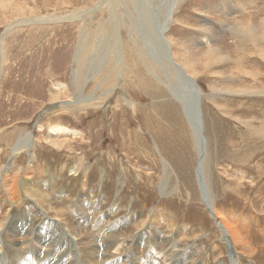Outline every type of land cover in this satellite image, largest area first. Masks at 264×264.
Returning <instances> with one entry per match:
<instances>
[{"label": "rangeland", "instance_id": "1", "mask_svg": "<svg viewBox=\"0 0 264 264\" xmlns=\"http://www.w3.org/2000/svg\"><path fill=\"white\" fill-rule=\"evenodd\" d=\"M237 1L0 0V264H264V0ZM164 25L204 92L206 192L237 250L198 185Z\"/></svg>", "mask_w": 264, "mask_h": 264}, {"label": "bare ground", "instance_id": "2", "mask_svg": "<svg viewBox=\"0 0 264 264\" xmlns=\"http://www.w3.org/2000/svg\"><path fill=\"white\" fill-rule=\"evenodd\" d=\"M235 1H237V0H235ZM251 1H242V0H240V1H237V2H235L234 3V7L231 9V10H237L240 14H245V12L246 11H248V10H250L251 9V7L252 6H247V7H243V5L244 4H246V3H250ZM220 7V6H219ZM223 8V7H222ZM171 13V12H170ZM172 14H174V8H173V10H172V13H171V17H172V19H170L171 21V23H173L174 22V20H175V17H174V15H172ZM75 15V14H74ZM71 17V16H70ZM44 19H48V20H52V21H58V20H61V18L59 17V16H56V15H51V16H48V17H38L37 19H36V21H38V22H40V20H44ZM35 20V19H34ZM23 21H25V20H21V21H19V22H23ZM26 21H28V20H26ZM30 21H32V20H30ZM243 23V22H242ZM20 24V23H19ZM11 27V26H10ZM165 29V25H164V27H162V29ZM161 29V30H162ZM163 29V31L161 32L160 31V37L164 40V50H163V52H165V50H166V52H168L169 53V57L170 58H168V59H165V64H163L164 65V67H166V64H168L170 67H172V69L174 70V72L175 73H177L178 75V78H179V80L182 82V91H180L179 92V95H178V97H176V99H177V101H178V103H179V105L182 107V111H183V113H184V116H185V118L187 119V122L189 123V127H191V131H193V133H194V137H195V139H196V142H197V162H196V177H197V181H198V185L200 186L199 188H200V190L202 191V195H204V197H205V200H206V203H207V209H209V212H210V214H211V216H212V218L214 219V221H216L217 222V225H218V227H219V229H220V232H221V235H222V237H223V241L225 242V244H226V246H227V249L229 248L230 250H235L236 249V241H239L240 242V240H239V236H238V233L240 234V232H238L237 233V229L234 227V226H232L231 225V222L232 221H229L228 220V218H226L227 220H225L223 217H222V215L221 214H219V213H217V211L215 210V208L209 203V201H211V200H209L208 199V196H207V183H206V181H205V177H204V162H205V158H206V149H207V137H206V135H205V125H206V118H205V120H204V112H203V109H202V106H201V104L200 105H198V103H197V105H198V107L199 108H197L196 106H195V102L197 101V102H199L200 100H202L201 98H203V93L204 92H202L201 91V89H200V87L198 88V83H197V81H196V79L194 78V76H191L190 74H188L187 73V71L185 70V68L181 65V64H179L178 62V65L184 70V73H182V69H180L178 66H177V64H176V62H175V60H174V55L172 54L173 53V51H172V49H173V47H172V43H171V41L169 40V38H167L165 35H164V32L166 31V30H164ZM244 30V28L243 29H241L240 30V32L241 31H243ZM6 34V33H5ZM158 34V36L157 37H159V33H157ZM156 34V35H157ZM3 36V35H2ZM252 38H254V35L253 34H251V35H249V39H252ZM246 39V38H245ZM159 40V39H158ZM161 42V40H159V43ZM207 42V41H206ZM161 44V43H160ZM240 45L242 46L243 45V43H240ZM207 48V47H206ZM215 50L214 49H211V50H208V52H206V53H208V54H212L213 52H214ZM168 56V55H167ZM135 60V59H134ZM133 60V61H134ZM167 60V61H166ZM169 61V62H168ZM169 68V67H168ZM167 68V69H168ZM149 70H151V69H149ZM168 71V70H167ZM167 71H166V75H164V77H165V79L166 80H168V78H169V76H168V74H167ZM144 76H145V78L147 77V78H149L146 74H144ZM176 76V75H175ZM155 78H156V80L158 79V80H160V78H159V76L157 75V76H155ZM165 80V81H166ZM164 81V80H163ZM166 84H167V81H166ZM171 89H172V87H171ZM196 89H198V91L200 92L199 94L198 93H196V92H193V91H195ZM168 90L171 92V90L168 88ZM262 90V89H261ZM175 92H176V90H175ZM262 92H264V90H262L260 93H262ZM194 95H196L197 97H196V100L194 99ZM131 102V101H130ZM167 112V111H166ZM165 112V113H166ZM56 113V112H55ZM174 114V113H173ZM162 115H164V114H162ZM166 116H167V113L165 114ZM178 115V114H177ZM175 116V115H174ZM174 116H172V117H174ZM178 116H180V115H178ZM182 116V115H181ZM169 117V116H168ZM177 117V116H176ZM167 118V117H166ZM173 119V118H172ZM181 119H183L182 117H181ZM165 120V119H164ZM169 121H171V119H168ZM185 120V119H184ZM173 121H174V119H173ZM176 121V120H175ZM184 123V122H183ZM212 123V122H211ZM177 124H179V123H177ZM182 125V124H181ZM185 125V124H184ZM207 126V125H206ZM183 127V126H182ZM53 128V130H60V129H62L63 131L65 130V131H69L70 132V129H66V128H64V127H61V126H54V127H52ZM187 127L185 126L184 127V133L186 132V129ZM172 129V128H171ZM179 130V129H178ZM73 132V131H72ZM74 134H75V132H73ZM183 134V133H182ZM185 135V134H184ZM185 137H186V135H185ZM253 137V136H252ZM215 139V138H214ZM213 139V140H214ZM65 141V140H64ZM158 143V142H157ZM195 143V142H194ZM59 145L61 144V143H58ZM8 145H9V143H8ZM195 146H196V144H195ZM196 148V147H195ZM238 151V150H237ZM18 153V152H17ZM194 159V158H193ZM195 160V159H194ZM16 166V165H15ZM88 166V165H87ZM206 166V165H205ZM25 167V166H24ZM91 168V167H90ZM23 169V168H22ZM92 169V168H91ZM25 170V169H24ZM24 170H23V173H24ZM8 171V170H7ZM29 171V170H28ZM77 171V170H76ZM213 171V170H212ZM19 172H20V170H19ZM12 173V172H11ZM26 173H27V171H26ZM5 174V173H4ZM25 174V173H24ZM20 175V174H19ZM16 178V177H15ZM26 178H27V176H26ZM127 178V177H126ZM13 180V179H12ZM85 180V179H84ZM8 181V180H7ZM19 181V180H18ZM17 181V182H18ZM87 181V180H86ZM10 182V181H9ZM14 183V182H13ZM22 183V182H21ZM17 184V183H16ZM15 184V185H16ZM24 184V183H23ZM184 184H188L187 182L186 183H184ZM207 184V185H206ZM21 186V185H20ZM19 186V187H20ZM28 186V185H27ZM62 186V185H61ZM186 186V185H185ZM63 187V186H62ZM86 187V186H85ZM5 188H6V185H5ZM187 188V187H186ZM8 189V188H7ZM14 189V188H13ZM18 189V188H17ZM23 189V188H22ZM20 190V189H19ZM35 190V189H34ZM189 190V189H188ZM7 191V190H6ZM15 191H17L16 189L15 190H12L11 189V192L14 194L15 193ZM23 191V190H22ZM37 192V191H36ZM206 193V195L204 194V193ZM210 192V191H209ZM30 193V192H29ZM42 193V192H41ZM191 193V192H190ZM36 194V193H35ZM209 194V193H208ZM212 194V193H211ZM16 195V194H15ZM30 195V194H29ZM16 196H18V195H16ZM31 196H33V195H31ZM38 196H41V195H38ZM188 196V195H187ZM222 196V195H221ZM34 197H36V196H34ZM49 197V196H48ZM203 197V198H204ZM10 198H12L11 197V195H10ZM14 198V197H13ZM18 198V197H17ZM34 199V198H33ZM37 199V198H36ZM200 199V198H199ZM14 200V199H13ZM40 200V199H39ZM44 200V199H43ZM51 200V199H50ZM49 200V201H50ZM35 201V200H34ZM38 201V200H37ZM41 201V200H40ZM53 201V200H52ZM24 202V201H23ZM42 202V201H41ZM47 202V201H46ZM40 203V202H39ZM43 203V202H42ZM41 203V204H42ZM48 204H50L49 202H47ZM217 210H219V209H217ZM8 211V210H7ZM220 212H221V210H220ZM8 213V212H7ZM223 213V212H222ZM157 215H159L158 213H157ZM252 215V214H251ZM104 216V215H103ZM153 216V215H152ZM151 216V217H152ZM227 217H228V215H226ZM150 217V215L148 216V218ZM170 217H172V216H170ZM174 218V217H173ZM176 218V217H175ZM243 218V217H242ZM260 218V217H259ZM153 219V218H152ZM137 220V219H136ZM231 220V219H230ZM16 221V220H15ZM141 223H143V222H141ZM145 223V222H144ZM153 223V222H152ZM245 223V222H244ZM258 224H259V222H258ZM95 225V224H94ZM200 225V224H199ZM234 225V224H233ZM260 226V225H259ZM13 227V226H12ZM190 227V226H189ZM194 227V226H193ZM247 227V226H246ZM246 227L244 228L245 230H246ZM250 227V226H249ZM192 228V227H191ZM193 229V228H192ZM199 229V228H198ZM239 229H240V227H239ZM7 230V229H6ZM40 230V229H39ZM194 230H195V228H194ZM243 230V229H242ZM242 230H240L241 232H243ZM87 231V230H86ZM247 231V230H246ZM245 231V232H246ZM263 231V230H262ZM182 232V231H181ZM199 232H200V230H199ZM203 232H204V230H203ZM249 232H250V228H249ZM86 233H88V232H86ZM247 233V232H246ZM37 234V233H36ZM84 234H85V232H84ZM126 234V233H125ZM205 234V233H204ZM208 234V233H207ZM248 234V233H247ZM250 234V233H249ZM253 234H254V232H253ZM194 235V234H193ZM256 235V234H255ZM139 237H142L143 236V234H141V235H138ZM138 236H137V238H138ZM241 237V236H240ZM250 237V236H249ZM260 237H261V235H260ZM263 237V236H262ZM153 238V237H152ZM197 238V237H196ZM207 238H209V236L207 237ZM242 238V237H241ZM85 239V238H84ZM88 239V238H87ZM180 239V238H179ZM190 239V238H189ZM192 239H193V237H192ZM194 239H195V237H194ZM201 239H202V237H201ZM210 239V238H209ZM218 239V238H217ZM244 239V238H243ZM247 239H248V237H247ZM39 240H40V238H39ZM55 240H56V243L54 244V245H56L54 248H60V249H62V244H63V242H62V240H61V238L60 239H58V238H56L55 237ZM198 240V239H197ZM197 240H196V242H197ZM211 240H214V238L213 239H211ZM259 240V239H258ZM163 241V240H162ZM246 241H249V240H246ZM54 242V239L53 238H51L50 239V244L51 245H53L52 243ZM193 242H195V240H193ZM213 242V241H212ZM215 242V241H214ZM252 242V241H251ZM26 243V242H25ZM158 243V242H157ZM241 243V242H240ZM240 243H239V246H240ZM249 243V242H248ZM247 242L246 243H243V247H247L249 244H248ZM257 243V242H256ZM260 243V242H259ZM258 243V244H259ZM28 244V243H27ZM44 244V243H43ZM163 244V243H162ZM213 244V243H212ZM62 245V246H61ZM260 245V244H259ZM114 246V245H113ZM196 246H199V245H196ZM242 246V245H241ZM256 246V245H255ZM138 247V246H137ZM242 247V248H243ZM252 247V246H251ZM238 248V247H237ZM253 248V247H252ZM251 248V249H252ZM258 248V247H257ZM256 248V249H257ZM260 248H261V246H260ZM197 249H198V247H197ZM216 249V248H215ZM228 249V250H229ZM239 249V248H238ZM79 250V249H78ZM108 250H110L109 248H108ZM229 250V251H230ZM237 250V249H236ZM241 250H243V249H241ZM259 250V249H258ZM261 250H262V248H261ZM98 251V250H97ZM106 251V250H105ZM228 251V252H229ZM239 251V250H238ZM228 252H227V254H228ZM240 252V251H239ZM242 252V251H241ZM260 252V251H259ZM259 252H257V253H259ZM262 252H260V254H261ZM252 254V253H251ZM250 254V255H251ZM87 255H88V253H87ZM236 255V254H235ZM249 255V254H248ZM248 255H246V256H248ZM249 255V256H250ZM110 256L111 257H113V256H116V255H109L108 257H106V259H105V263L104 264H122V263H118V262H116V261H113V260H107L108 258H110ZM238 256V255H237ZM242 256V255H241ZM257 256H259L258 254H257ZM236 257V256H235ZM245 257V256H244ZM243 257V258H244ZM61 258L63 259H65L66 257H64V256H61ZM233 258V257H232ZM247 258V257H246ZM257 258H259V257H257ZM62 259H61V262L59 263V261L51 254V262H53V264H66L65 262H63L62 261ZM96 259V258H95ZM125 259L127 260V264H129V262H132V257L130 256V255H125ZM207 259V258H206ZM230 259V258H229ZM240 259V258H239ZM245 259V258H244ZM256 259V258H255ZM261 259V260H260ZM259 260L260 261H262V258H260ZM97 260V259H96ZM208 260V259H207ZM90 261V260H89ZM195 261V260H194ZM210 261V260H209ZM231 261V260H230ZM247 261V260H246ZM207 262V261H206ZM239 262V261H238ZM263 262V261H262ZM262 262H261V264H262ZM209 263V262H208ZM240 263V262H239ZM241 263H243V261L241 262ZM240 263V264H241ZM257 263H259L258 262V260H257ZM12 264H23V262L21 261V260H16V261H13L12 262ZM69 264V263H68ZM132 264V263H131ZM210 264V263H209ZM232 264V263H231Z\"/></svg>", "mask_w": 264, "mask_h": 264}]
</instances>
